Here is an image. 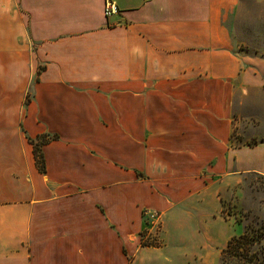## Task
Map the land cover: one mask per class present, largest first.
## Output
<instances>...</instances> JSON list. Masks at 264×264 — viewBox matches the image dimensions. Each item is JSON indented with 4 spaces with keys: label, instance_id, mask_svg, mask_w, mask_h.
<instances>
[{
    "label": "crops",
    "instance_id": "crops-1",
    "mask_svg": "<svg viewBox=\"0 0 264 264\" xmlns=\"http://www.w3.org/2000/svg\"><path fill=\"white\" fill-rule=\"evenodd\" d=\"M263 51L264 0H0V264H220Z\"/></svg>",
    "mask_w": 264,
    "mask_h": 264
},
{
    "label": "rangeland",
    "instance_id": "rangeland-1",
    "mask_svg": "<svg viewBox=\"0 0 264 264\" xmlns=\"http://www.w3.org/2000/svg\"><path fill=\"white\" fill-rule=\"evenodd\" d=\"M264 54V51H263ZM233 119V129L231 133V146L239 147L242 145L249 146L252 143H257V138L251 140H245L241 135V125L237 124ZM244 134L259 133L264 135V123H260L257 128L249 127L242 129ZM220 198L221 203V215L226 218L229 223L236 227L225 228L223 233L226 235H237L244 231L245 226L253 225L255 228L262 225L264 228V177L256 175H247L243 177L241 183L230 188L228 193ZM156 218L151 222H147L149 231H145L141 234L142 241L146 244H157V234L159 233V226L154 223ZM152 226H154L152 228ZM239 228H238V227ZM148 234V238H145ZM262 246L264 248V238L262 239Z\"/></svg>",
    "mask_w": 264,
    "mask_h": 264
},
{
    "label": "trees",
    "instance_id": "trees-1",
    "mask_svg": "<svg viewBox=\"0 0 264 264\" xmlns=\"http://www.w3.org/2000/svg\"><path fill=\"white\" fill-rule=\"evenodd\" d=\"M57 139L56 135H42L35 140H29L33 147L35 163L41 173H45L41 147ZM263 238L264 228L262 225L256 228L253 225L245 226L243 233L239 236L231 237L221 251L220 264H264ZM142 245L152 246L145 242H142Z\"/></svg>",
    "mask_w": 264,
    "mask_h": 264
},
{
    "label": "built area",
    "instance_id": "built-area-1",
    "mask_svg": "<svg viewBox=\"0 0 264 264\" xmlns=\"http://www.w3.org/2000/svg\"><path fill=\"white\" fill-rule=\"evenodd\" d=\"M115 13H116L115 6L111 2L107 1L105 4V8H104L105 16H110V15L115 14ZM156 226L158 227V224H156Z\"/></svg>",
    "mask_w": 264,
    "mask_h": 264
}]
</instances>
